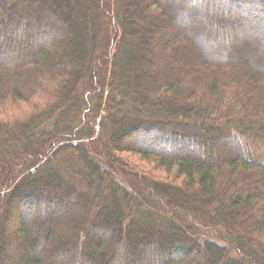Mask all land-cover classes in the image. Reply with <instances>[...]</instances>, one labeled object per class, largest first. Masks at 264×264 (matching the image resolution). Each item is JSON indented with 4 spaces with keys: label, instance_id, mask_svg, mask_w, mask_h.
Here are the masks:
<instances>
[{
    "label": "trees",
    "instance_id": "trees-1",
    "mask_svg": "<svg viewBox=\"0 0 264 264\" xmlns=\"http://www.w3.org/2000/svg\"><path fill=\"white\" fill-rule=\"evenodd\" d=\"M0 264H264V0H0Z\"/></svg>",
    "mask_w": 264,
    "mask_h": 264
},
{
    "label": "rangeland",
    "instance_id": "rangeland-1",
    "mask_svg": "<svg viewBox=\"0 0 264 264\" xmlns=\"http://www.w3.org/2000/svg\"><path fill=\"white\" fill-rule=\"evenodd\" d=\"M13 109H14V107H6V109H3V112L5 111L3 114H5V115L12 114ZM120 156L123 159H125L126 161H128L134 167V169L137 170L139 173L145 174L146 178H148V176H147L148 173L155 176V177H164L165 176L162 171L155 169L152 164H148L146 161L141 160L137 156H133V155H130L128 153H122V154H120ZM13 230H14V226L12 224V220L10 219L8 222V231L9 232H8L7 237L9 238V242L11 244L15 243V241H16L14 235H12ZM11 247H12V245H11Z\"/></svg>",
    "mask_w": 264,
    "mask_h": 264
}]
</instances>
